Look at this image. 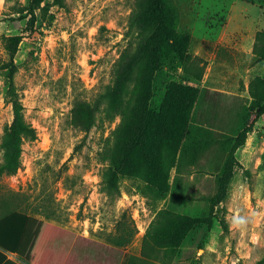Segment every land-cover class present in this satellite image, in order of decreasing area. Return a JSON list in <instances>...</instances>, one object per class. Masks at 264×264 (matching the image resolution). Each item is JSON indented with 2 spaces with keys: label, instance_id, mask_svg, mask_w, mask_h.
<instances>
[{
  "label": "rangeland",
  "instance_id": "1",
  "mask_svg": "<svg viewBox=\"0 0 264 264\" xmlns=\"http://www.w3.org/2000/svg\"><path fill=\"white\" fill-rule=\"evenodd\" d=\"M263 2L164 0L176 37L158 54L152 0H0V164L13 91L37 133L0 180V218L21 210L117 246L122 264H264ZM172 87L195 103L169 179L130 164L111 187L140 105L158 112Z\"/></svg>",
  "mask_w": 264,
  "mask_h": 264
},
{
  "label": "trees",
  "instance_id": "2",
  "mask_svg": "<svg viewBox=\"0 0 264 264\" xmlns=\"http://www.w3.org/2000/svg\"><path fill=\"white\" fill-rule=\"evenodd\" d=\"M159 22V29L151 37L156 40L154 48L160 54L161 39L167 38L173 43L176 37L174 25L169 23V15L164 0H152L147 12ZM256 56L264 60V31L259 34ZM163 41V42H167ZM176 52H179L176 49ZM127 73L125 74V76ZM260 84H264L263 81ZM255 98V97H254ZM14 121L6 131L2 147L5 159L0 164V180L4 176L15 175L22 162L23 143L26 138H35L36 129L26 120L25 107L18 93H11ZM256 100L258 114L264 113V105ZM193 89L190 87H172L168 90L163 106L158 112H152L147 103L140 105L139 134L130 137L121 144V154L109 169L108 179L111 187H117V179L128 165L143 167L150 165L153 172L160 169L161 179H169V170L175 165V153L183 135L190 134L187 129L189 115L194 106ZM249 128L238 135L234 150L245 144ZM234 157L229 165L228 174L221 180L222 187L215 197L213 205H218L226 190L233 172ZM2 204L0 205V208ZM212 227V218L206 219ZM124 250L92 238L76 235L66 228L44 221L21 210H14L0 218V264H122ZM11 256H15L13 259Z\"/></svg>",
  "mask_w": 264,
  "mask_h": 264
},
{
  "label": "crops",
  "instance_id": "3",
  "mask_svg": "<svg viewBox=\"0 0 264 264\" xmlns=\"http://www.w3.org/2000/svg\"><path fill=\"white\" fill-rule=\"evenodd\" d=\"M257 1H259V0H257ZM262 9H264V2L262 3ZM230 38H231L230 35H227V39L224 38V41H230L231 40ZM236 46L237 47H242V48L244 47L243 43H241V42L240 43H237Z\"/></svg>",
  "mask_w": 264,
  "mask_h": 264
}]
</instances>
